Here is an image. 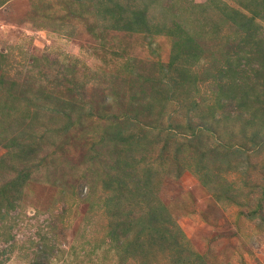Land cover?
Instances as JSON below:
<instances>
[{
	"label": "rangeland",
	"instance_id": "1",
	"mask_svg": "<svg viewBox=\"0 0 264 264\" xmlns=\"http://www.w3.org/2000/svg\"><path fill=\"white\" fill-rule=\"evenodd\" d=\"M258 40L264 0H0V264H264V120L188 140Z\"/></svg>",
	"mask_w": 264,
	"mask_h": 264
},
{
	"label": "trees",
	"instance_id": "2",
	"mask_svg": "<svg viewBox=\"0 0 264 264\" xmlns=\"http://www.w3.org/2000/svg\"><path fill=\"white\" fill-rule=\"evenodd\" d=\"M134 15L135 16H131L129 19H127L126 23H121L117 27L120 28V29L128 30V31H135V29H136L135 27H137V25H144V21H143V18L144 17H143V15L142 14H134ZM254 45L260 46V50L258 49V52L261 53V57H259L258 60H260V62H258V63H259V65H261V67H260L261 69L258 70V71H256V75L258 77H260V75L262 73L264 74V46H262V44L260 43L259 40H258L257 43H254ZM175 58L176 57H174V59ZM223 73L226 74V72H224V71H223ZM247 85H248L247 83H243L242 86L244 88L241 89L242 93H238V96H235L234 95V98H232V100H231L232 102L235 103V110H238L237 113H234L231 110L232 113L229 112L228 113L229 115L222 116L223 120L221 119V117L215 116L216 117L215 120H212V122L209 123L208 125H206V127L204 129H198V131H193V129H192V131H191V133H192L191 134V137L188 139L189 142H194L193 139H192V137H194V139L195 138H201L200 140H202V142H200V143H203L204 142L203 134H206V133H211V135L214 136V131H216L214 129L215 123H220V122H224V121H226V123H233V124H237L238 123L239 124V127L242 130H247V129H250V128L254 127L257 124L258 121H261L262 122L264 120V113H258L254 109V105L250 102V100L254 99L255 103L261 104L260 107H263V109H264V98L261 97V95L264 96V94L263 93H260V92L254 93L249 88L251 85L250 86L248 85L249 87H247ZM220 87L223 90L226 88V86L223 85V84H221ZM202 119L206 120L205 117H202ZM129 132H128V135L131 137V135H133V134L132 133L129 134ZM135 136H138V135H135ZM200 146H201V144H200ZM182 148H183V146H181L179 149H177L178 152H180ZM197 152L200 155L199 156V162H201L202 158L204 156H206L207 153H204V150L203 151L202 150H197ZM214 152H216V153L218 152L219 153L218 148L215 149ZM14 182L15 181L13 180V185H14ZM204 185H207V183L205 182ZM112 200H113V202H111V201H109V202L113 203L116 206L121 205L120 203L116 202L114 199H112ZM111 203H109V204H111ZM2 215L4 216V214H2ZM153 217L157 218V217H159V215L157 213H155ZM128 218H130V220L132 221L136 217H132V214H130L128 216ZM164 219H165V221H170V219H169V217L167 215L165 216ZM118 222H120V224L118 225V226H120L122 224V221H118ZM151 226L153 228L154 224L151 225ZM125 227H127V226H123L121 228V232L119 234V236L121 238H123L122 236H123L124 232L127 231V230H129V228H127L125 230ZM161 233H162V236H163L164 239L171 240L175 244H177L178 240L176 238V232L174 233L173 231L170 230V228H165V229H161ZM121 244L124 247L125 241L124 240L122 242L120 241V246H121ZM184 250L185 249H182V251H184ZM193 254H195V253H193ZM187 261H188V259H187ZM200 261H201V263H203V261L201 259H200ZM167 264H169V263H167Z\"/></svg>",
	"mask_w": 264,
	"mask_h": 264
}]
</instances>
